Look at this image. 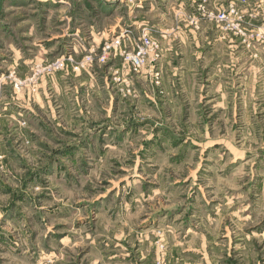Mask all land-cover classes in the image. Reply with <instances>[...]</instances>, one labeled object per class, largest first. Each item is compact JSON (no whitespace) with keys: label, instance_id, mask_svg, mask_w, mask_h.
<instances>
[{"label":"rangeland","instance_id":"obj_1","mask_svg":"<svg viewBox=\"0 0 264 264\" xmlns=\"http://www.w3.org/2000/svg\"><path fill=\"white\" fill-rule=\"evenodd\" d=\"M248 1L193 0L190 22L262 43ZM166 5L0 0V264H264L263 120L216 121L206 86L183 102L165 69L151 87L100 58L148 29L160 61ZM230 8L242 34L201 14Z\"/></svg>","mask_w":264,"mask_h":264},{"label":"crops","instance_id":"obj_2","mask_svg":"<svg viewBox=\"0 0 264 264\" xmlns=\"http://www.w3.org/2000/svg\"><path fill=\"white\" fill-rule=\"evenodd\" d=\"M166 2V11L162 12L161 17H157V27L155 26L157 33L159 32L157 39L161 47V60L155 70L167 71L166 78H163V81L160 79L165 95L175 97L172 93H180L184 102L185 97L192 95L191 86L196 89L202 84L208 89L205 92L199 91L195 101L203 99L206 105L213 103L210 108L214 110L216 121L225 117L233 124L234 120L241 117V126L252 128L256 125L254 119L258 117L264 124V42L245 45L244 41H241L242 38L234 35L235 33L221 31L214 23L203 20H200L199 27L195 28L190 22L194 14L192 15L189 9L193 0ZM248 2L252 9L255 7L251 12L255 13L254 15L261 14V17H250L247 20L259 29L264 24V0ZM136 18L129 19L125 25L120 24L118 29L133 21L135 24ZM115 32L113 29L101 32L92 30L89 34L91 38L101 40L105 35L108 38ZM91 44L95 43L92 41ZM207 55H213L210 61L205 59ZM152 69L150 67L140 75H134L135 79L152 87ZM231 127L234 128L232 125Z\"/></svg>","mask_w":264,"mask_h":264},{"label":"built area","instance_id":"obj_3","mask_svg":"<svg viewBox=\"0 0 264 264\" xmlns=\"http://www.w3.org/2000/svg\"><path fill=\"white\" fill-rule=\"evenodd\" d=\"M202 16H206L209 19H214L218 24L225 30H235L242 34V28L238 25L235 11L230 8L227 10H219L216 13L202 11ZM264 32V27H263ZM126 42L122 37H116L111 42H105L102 47L101 60H105L106 56L112 55L121 59L124 68L127 72L135 75H140L146 69L153 68V77L159 82L158 71L156 66L160 58L159 43L154 39L148 29H144L139 38L127 46ZM130 43V42H129ZM86 60H90V57H86ZM54 66L58 68L63 67L62 61H56Z\"/></svg>","mask_w":264,"mask_h":264}]
</instances>
